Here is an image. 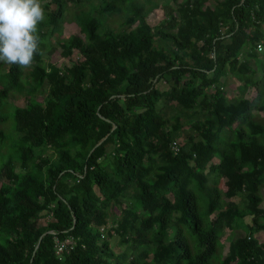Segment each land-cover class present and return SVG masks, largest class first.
<instances>
[{
  "label": "trees",
  "instance_id": "1",
  "mask_svg": "<svg viewBox=\"0 0 264 264\" xmlns=\"http://www.w3.org/2000/svg\"><path fill=\"white\" fill-rule=\"evenodd\" d=\"M44 1L0 63V264H264V0Z\"/></svg>",
  "mask_w": 264,
  "mask_h": 264
},
{
  "label": "clouds",
  "instance_id": "2",
  "mask_svg": "<svg viewBox=\"0 0 264 264\" xmlns=\"http://www.w3.org/2000/svg\"><path fill=\"white\" fill-rule=\"evenodd\" d=\"M40 0H0V63L30 68L39 49Z\"/></svg>",
  "mask_w": 264,
  "mask_h": 264
},
{
  "label": "rangeland",
  "instance_id": "3",
  "mask_svg": "<svg viewBox=\"0 0 264 264\" xmlns=\"http://www.w3.org/2000/svg\"><path fill=\"white\" fill-rule=\"evenodd\" d=\"M144 2L147 3V5H153L154 2L156 0H143ZM41 3L45 2L44 0H40ZM122 22V19L119 18V17H115V18H107V25L108 27L114 29V30H121L124 28V26H122L121 24ZM79 34V35H82V38H84V34L80 31V26L78 24H76V22H72L71 19H69V21H67L65 24H64V29L63 31L59 34V36H55L54 39L52 38V42H53V45L56 47V50H54L52 52V54L50 55V57H47L46 58V62H53V63H56L58 66L62 67L63 65H70L72 64V61H70V58L69 57H66L64 55H62V48L59 46L58 44V41L59 39L57 38H66L68 37L69 35L71 34ZM79 57L78 53L76 52L73 56H72V59H77ZM4 70V69H3ZM229 85H228V90L229 91H233L235 90L237 87H238V83L236 82V80H234V78L232 77H229ZM26 93H23L22 95H16V96H13L10 100L12 102H14L16 105L18 106H25L27 104V100H26ZM47 94H48V90H46L44 92V94H41L40 96V99L42 98H45L47 97ZM188 128L189 124L186 123L185 124ZM6 129V133L9 134V135H13L15 133H13V130H14V122L12 120V118L9 119L8 123L7 124H4L2 125V127H0V129ZM114 149V145L111 144L109 147H108V151L111 152L112 150ZM19 168H17L18 170ZM0 182H1V176H0ZM262 196L264 197V189L262 190ZM237 201H239V198H236ZM262 207H264V201L262 203ZM43 213H45V211H43ZM112 215L113 217L115 218H119L121 216V212H120V208L119 207H115L113 210H112ZM112 220V219H110ZM252 216H248L245 218V222L246 223H251L252 221ZM41 222L44 223V220H41ZM110 225H112V221H109ZM244 223V222H242ZM236 232L238 233V235L240 234H244V230H236ZM230 234V231L226 232V230L224 231L223 235H222V239H223V242H226V237L227 235ZM256 237H258V239L260 240V242L264 243V233H257L256 232ZM108 240L110 241V243L113 245V246H116L117 245V242L119 241V235L117 233H115L114 235H112L111 237H107ZM228 244V243H227Z\"/></svg>",
  "mask_w": 264,
  "mask_h": 264
},
{
  "label": "built area",
  "instance_id": "4",
  "mask_svg": "<svg viewBox=\"0 0 264 264\" xmlns=\"http://www.w3.org/2000/svg\"><path fill=\"white\" fill-rule=\"evenodd\" d=\"M258 50H259V51H262V50H263V45H259V46H258ZM68 242H69V240L66 241V243H68Z\"/></svg>",
  "mask_w": 264,
  "mask_h": 264
}]
</instances>
